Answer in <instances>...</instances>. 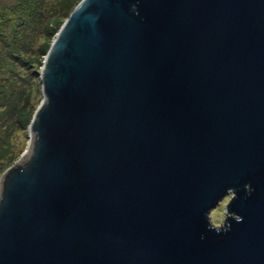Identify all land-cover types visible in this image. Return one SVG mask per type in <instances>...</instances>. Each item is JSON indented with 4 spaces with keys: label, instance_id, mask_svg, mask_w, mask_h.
<instances>
[{
    "label": "water",
    "instance_id": "1",
    "mask_svg": "<svg viewBox=\"0 0 264 264\" xmlns=\"http://www.w3.org/2000/svg\"><path fill=\"white\" fill-rule=\"evenodd\" d=\"M41 82L0 264H264V0H82Z\"/></svg>",
    "mask_w": 264,
    "mask_h": 264
},
{
    "label": "rangeland",
    "instance_id": "2",
    "mask_svg": "<svg viewBox=\"0 0 264 264\" xmlns=\"http://www.w3.org/2000/svg\"><path fill=\"white\" fill-rule=\"evenodd\" d=\"M38 2L41 3V8H33ZM68 2L69 0H0V52L4 53H0V59L5 62V68L11 66L3 71L0 78L19 79L13 86L15 91H19V88H29L32 92L30 105L35 108L27 128L23 130L16 128L11 136L14 152L11 154L12 159L2 162L4 165L0 166V183L4 173L29 150L30 126L43 102L41 72L48 54L45 51L43 53V50L47 48L49 52L58 31L71 14L69 12L72 8L68 9ZM22 4L25 8H31L29 10L31 14L24 18L17 12ZM57 25H60L59 30L56 34H51ZM49 31L51 33L47 34ZM11 50V56H7ZM23 61L26 64H23ZM230 200L231 194L214 209L216 226L224 224L225 209Z\"/></svg>",
    "mask_w": 264,
    "mask_h": 264
},
{
    "label": "trees",
    "instance_id": "3",
    "mask_svg": "<svg viewBox=\"0 0 264 264\" xmlns=\"http://www.w3.org/2000/svg\"><path fill=\"white\" fill-rule=\"evenodd\" d=\"M80 0H69L68 9L74 10L76 5ZM17 10L20 13L22 18L29 16L31 13L30 7H24L22 4ZM33 8H41V3L38 2ZM69 17V15H68ZM67 17V18H68ZM60 25L55 26V29L51 33L50 31L47 34H56L59 30ZM44 51L48 53L47 48H44ZM1 54H4L0 52ZM6 54V53H5ZM12 50L10 53H7V56H11ZM1 58V57H0ZM5 62L0 59V77L3 74L4 70H7L9 67L5 68ZM23 64L26 62L23 61ZM19 79H1L0 78V166H3L6 160L10 161L12 159V153L14 152V145L11 144V136H13L14 130L16 128L24 129L27 128L32 119V111L35 108H32L30 105L31 101V90L29 88H19V91H15L14 87L15 82ZM22 103V104H21Z\"/></svg>",
    "mask_w": 264,
    "mask_h": 264
}]
</instances>
